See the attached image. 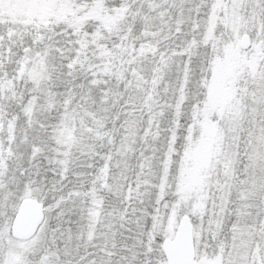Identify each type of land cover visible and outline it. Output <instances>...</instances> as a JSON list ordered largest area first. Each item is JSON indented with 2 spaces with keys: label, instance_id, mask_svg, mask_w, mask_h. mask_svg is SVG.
I'll return each mask as SVG.
<instances>
[{
  "label": "snow or ice",
  "instance_id": "obj_1",
  "mask_svg": "<svg viewBox=\"0 0 264 264\" xmlns=\"http://www.w3.org/2000/svg\"><path fill=\"white\" fill-rule=\"evenodd\" d=\"M0 264H264V0H0Z\"/></svg>",
  "mask_w": 264,
  "mask_h": 264
}]
</instances>
